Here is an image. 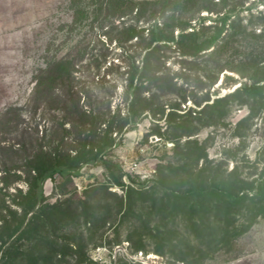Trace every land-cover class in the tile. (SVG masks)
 I'll return each mask as SVG.
<instances>
[{
	"label": "rangeland",
	"instance_id": "obj_1",
	"mask_svg": "<svg viewBox=\"0 0 264 264\" xmlns=\"http://www.w3.org/2000/svg\"><path fill=\"white\" fill-rule=\"evenodd\" d=\"M108 1L0 0V264H35L33 256L43 258L36 264H264V199L175 198L157 186L161 179L183 191L198 179L250 189L264 177V97L216 101L264 76V18L242 10L214 48L220 22L199 18L217 15L204 8L223 13L250 0H125L126 16ZM154 19L175 43L163 47L162 71L151 68L130 96L129 55L140 39L127 40L124 28ZM76 99L107 122L75 121ZM131 99L137 126L112 134L119 144L108 153L141 194L127 204L125 190L102 186L105 167L85 164L78 175L47 179L46 220L27 239L9 238L22 223L13 200L27 191V160L40 145L72 152L80 133L98 142Z\"/></svg>",
	"mask_w": 264,
	"mask_h": 264
},
{
	"label": "trees",
	"instance_id": "obj_2",
	"mask_svg": "<svg viewBox=\"0 0 264 264\" xmlns=\"http://www.w3.org/2000/svg\"><path fill=\"white\" fill-rule=\"evenodd\" d=\"M107 3L109 5V10L118 16H126L132 11L128 1L125 2V0H109ZM259 4L263 5L262 10L258 8ZM204 9L208 11H216L217 15L215 17L212 15H202L199 18H208L209 20L212 19L217 23V25L220 22V26H217V32L211 38L210 46H214V48L218 46V43L223 36H228L229 34L228 28L230 27V24H228L227 21H232V19L234 20L237 18L242 10L255 11L261 18H264V0H250L247 5L242 3L233 10L224 11L223 13H220L221 11L214 7H206ZM259 29L260 32H264V27H259ZM124 30L127 34V40H132L135 37L140 39L138 42L140 50H137L138 52H135L133 55H129L130 68L132 69L131 72L133 74L130 78H127L125 85L127 93L130 96H135L138 90L144 87L145 82L150 81L148 79V74L150 73L151 68H154L155 66L154 69H156V72L162 71L161 65L165 64L167 60L163 47L174 44L175 39L172 35H167L165 33V30L160 26L158 19H154L150 26L138 27L134 24H128ZM142 54L143 56L141 57L139 63H137L136 61L139 60L140 55ZM135 75L138 76V79H140L139 84L134 83ZM155 78L158 79L159 77L155 76L154 79ZM251 79L252 80L249 82H241L240 85H238L232 92H229L224 96L217 97L216 101L227 100L236 94H242L255 99H262V97H264V76L257 79L251 77ZM41 91H43V89H39V92ZM71 96L73 97L74 95L72 94ZM73 103L74 111L70 113V117L75 116V121L80 122L81 124L88 122L90 124H105L107 122L104 116H98L94 114L92 110H85L79 99L74 100ZM136 103L135 99H131L124 105V116H122L121 112H119L120 114L118 119H116L117 123H115L116 121L109 122L108 126L102 131V136L98 142H95L96 134L81 136L80 133L76 141L77 146L75 148H71L72 152H69V150L64 151L60 148H52L50 146H48L47 150H44L43 146L40 145L39 152L27 160V166L25 168V183L27 185V191L23 194L22 199L13 200V203L21 209L22 217H20V219L22 218V223L13 231L8 229L9 238L18 237L21 239H27L26 236L28 237V230L31 225L34 223L38 225V222L46 220H44V217L46 216V209L43 208L42 203L45 201L43 184L47 179L52 178L56 174H59L62 177L70 174L78 175L82 166L85 164H100L105 167L108 171V179L104 184H102V186L107 185L108 187H120L125 190L127 193V204L133 194H141L140 189L135 186V184L140 185V183L135 181L132 174L122 171L123 167L120 164L113 162L111 155L108 153L109 149L119 144L115 141L116 138L112 137V134L116 133V135H118L122 127H126L127 131L136 128L138 119L140 118V113L136 108ZM73 114L75 115L72 116ZM206 157L207 154L200 156L199 159ZM124 176H127L129 182L123 180ZM18 177L22 176L19 175ZM157 186L169 192L172 197L175 198H188L193 195L202 197L203 195L211 194L218 197L219 200H227L229 198L235 203H243L246 200L254 199L255 197H259L260 201H263L264 199V177L262 179L255 180L250 189L244 187L233 188L221 182L213 183V181L210 184L205 185L198 179L192 180L191 187L183 191H179L177 188L170 185H165L161 179H159V181L157 180ZM21 193L22 190L19 191V194ZM15 213L18 214L17 211ZM30 213L31 216L26 221V218ZM255 220L256 218L250 219L246 229L249 228ZM8 225L7 220H5V222H2L1 227L7 228ZM49 258V256L45 257L46 260L51 259ZM41 259L43 258L33 256L28 259V262L34 261L36 264L37 260Z\"/></svg>",
	"mask_w": 264,
	"mask_h": 264
},
{
	"label": "crops",
	"instance_id": "obj_3",
	"mask_svg": "<svg viewBox=\"0 0 264 264\" xmlns=\"http://www.w3.org/2000/svg\"><path fill=\"white\" fill-rule=\"evenodd\" d=\"M240 263L241 264H245V260H240Z\"/></svg>",
	"mask_w": 264,
	"mask_h": 264
}]
</instances>
